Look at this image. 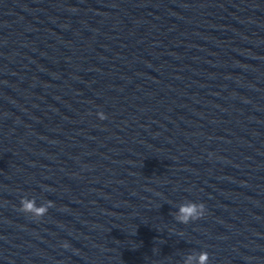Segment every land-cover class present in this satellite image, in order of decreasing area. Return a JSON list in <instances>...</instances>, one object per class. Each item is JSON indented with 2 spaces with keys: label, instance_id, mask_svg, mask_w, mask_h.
<instances>
[{
  "label": "water",
  "instance_id": "1",
  "mask_svg": "<svg viewBox=\"0 0 264 264\" xmlns=\"http://www.w3.org/2000/svg\"><path fill=\"white\" fill-rule=\"evenodd\" d=\"M202 251L264 264V0H0V264Z\"/></svg>",
  "mask_w": 264,
  "mask_h": 264
},
{
  "label": "clouds",
  "instance_id": "2",
  "mask_svg": "<svg viewBox=\"0 0 264 264\" xmlns=\"http://www.w3.org/2000/svg\"><path fill=\"white\" fill-rule=\"evenodd\" d=\"M97 119L100 121L105 120L107 117L103 112L96 113ZM19 212L30 215L33 219L39 220L44 217L48 210L53 207L51 201H46L44 204L37 206L35 199L22 198L20 200ZM206 212L205 205L203 203H195L189 201L188 203L181 204L178 211L175 214V219L180 224H188L190 221L195 222L204 217ZM64 248L68 247L65 243L62 245ZM194 257L188 255L184 261V264H193ZM196 264H209V255L207 252H200L197 257H195Z\"/></svg>",
  "mask_w": 264,
  "mask_h": 264
}]
</instances>
